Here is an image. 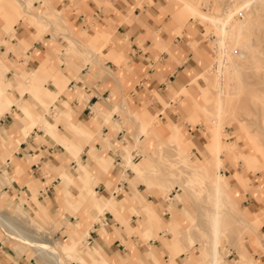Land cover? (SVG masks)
Returning a JSON list of instances; mask_svg holds the SVG:
<instances>
[{"label": "crops", "instance_id": "1", "mask_svg": "<svg viewBox=\"0 0 264 264\" xmlns=\"http://www.w3.org/2000/svg\"><path fill=\"white\" fill-rule=\"evenodd\" d=\"M15 1L22 12L18 10L15 18L3 15L6 23L0 18V201L20 208L30 219H49L64 255L70 249L81 264H206L199 260L200 246L193 249L198 242L187 248V242L176 241L190 213L179 211L183 197L171 182L178 164L171 168L158 157L155 162L148 157L158 148L170 149V154L171 145L164 140L170 136L168 129H173L176 139L175 118L194 119L192 110L198 107L188 111L200 90H195L196 84L186 86L190 79L200 84L207 53L197 48L192 28L184 23L190 18L188 10L181 5L174 13L166 0ZM6 2L0 0V11L7 10ZM21 14L31 23L18 19ZM86 14L97 20L88 30L84 29ZM58 17L67 22V29L48 25ZM16 19L14 31L9 30ZM41 21L45 29L39 27ZM94 36L92 48L101 39L108 41L101 47L108 58L96 52L98 59L82 66L91 52L79 49L76 41ZM69 77L74 78L66 84ZM153 92L158 99L150 102ZM47 98L58 107L59 113L52 114H59L58 118L42 112L41 103L46 104ZM59 98L62 103L56 104ZM149 107L159 109L161 121ZM188 128L191 149L197 147L204 158L211 154L214 161L212 137L205 135L203 143L196 145L203 139L200 126ZM130 132L135 141L123 143L132 137ZM135 149L143 155L138 160L132 158ZM232 166L225 160L221 171L230 178L226 176L227 185L235 188ZM49 175L55 177L47 183ZM96 182L100 183L93 188ZM259 183L264 187V178ZM170 186L178 200L166 196L165 188ZM254 192L257 196L260 189ZM152 193L157 198H150ZM243 201L248 211H257L253 204L257 200L250 196ZM97 212H103L98 222L93 220ZM176 215L181 227L171 231L166 226ZM67 217L75 219H63ZM56 230L66 236L56 237ZM5 239L0 233V264H34L31 259H39L19 241L27 249L15 246L13 251ZM251 243L255 250L261 248L256 240ZM247 252L251 257L245 263L232 262L237 252L230 247L219 264H264L262 255H253L248 248Z\"/></svg>", "mask_w": 264, "mask_h": 264}, {"label": "rangeland", "instance_id": "2", "mask_svg": "<svg viewBox=\"0 0 264 264\" xmlns=\"http://www.w3.org/2000/svg\"><path fill=\"white\" fill-rule=\"evenodd\" d=\"M166 1L171 4L172 9L174 10V13L177 10V8H179L181 5H183V7L186 10H188L190 18L188 20H186L184 23H187L189 25L188 27L192 28V33L195 34L197 48L204 50L207 53L205 60H203V65H204V69H203L204 71L203 72H208V74H210L211 77L205 78V76H207V74L202 75V73H203L202 72L199 74V83L200 84H197L196 82H194V81H196V79L195 80L190 79V84H188L186 86V87H188V86H192V84H196L197 86H196L195 90L197 92L200 90L199 94L193 95L192 102L188 106L189 107L188 111H190V109L193 108L194 105H196V107L197 106L198 107H197V109L192 110V114L194 116V119L180 120L178 118H175L176 121H175L174 125L177 127H176V129H174V131L178 135V137H176V139L173 140V138H172L173 129L172 128L168 129V131H169L168 134L170 136L165 138V139L163 138V139L166 140L168 145H171L170 147L172 149V152L170 154H168V151H170V149L166 150L164 148H158V150L160 151V154H159V151L154 150L155 152L151 156L148 154L147 155L151 159L152 162H155L154 160L158 157V160H160L161 163H165L167 167L174 168L178 164V166H177L178 168H176L172 174L171 182L174 183V185H176V187H177L176 189H178L177 194H179L183 197V199L181 200L183 202V204H182L183 207L181 208V203L179 202V206H180L179 211L181 213H182V210H184V209L189 211L192 215H190V213H189V218L187 220L188 223H191L193 225L192 229H194V231L197 232L198 235L202 234L201 236L207 238V234H206L207 224L205 222L203 208L205 205V198L209 199V197L206 196L207 195V188L209 187V184L207 182L209 181L210 175H211L210 165L213 164L214 161L212 160L213 156L211 154H207L204 158L202 155L199 154V150L197 147L196 148L193 147L191 149L190 132H189L190 129L188 128V127H194V126H196V124H197V126H200L201 133L203 134V139H202V142L200 144H196V145H201L203 143V141L205 140V135H207V139L212 137L210 145H211L212 152L214 153V160H215L216 155H218L222 160V164H221V167L219 169V172L223 173L221 171V168L224 167V161L225 160H229L232 163V165H233L232 167L234 168V170L231 172L232 175H234V179L232 177V181H234L236 183V187L231 188L229 184L227 185L226 176L228 177V175L225 176L224 174L221 177L222 184L224 185V187L229 192L231 198H233V200L236 203L239 210L245 214V216L247 217L248 223L251 224V222H252V224L249 226L248 230H246V232H244V234L243 233L237 234L234 237H235L236 241L241 238V241L244 242L245 247L247 246V248L251 252H253V255L257 254V256L262 255L264 257V249L262 248L263 246H261V244H264V187H261L260 183H259V180L264 178V2H261L258 4L254 3L253 7L255 6V8H256L255 11L254 10L252 11V9H250V8L244 9L245 11L248 10V12L250 13V16L253 18V20L256 23V24H254V27L252 28L251 33H250V38H251L250 42L253 44V47H255V49L258 51L256 61H254L253 63L248 61L249 64H247V62L245 60H242L238 57L236 58V56L233 53L229 52L230 58L232 59V61L234 62V65H235L234 69L238 66L237 67L238 71L235 69V71H237V72L235 73L234 83H233V81H231L230 83L225 84L224 87L227 90V93L232 92V89L236 90V91H234V93L236 92L235 95H237L236 96L237 99H235L236 100L235 101L236 102L235 103L236 108H234V109H236L235 110L236 112L234 111L235 114L234 113H227L224 116L226 120H225L224 127L222 129L223 130L222 131V138H223V141L225 143H227L228 145L225 144L226 145L225 148L223 147L219 152V150L217 148L218 128H217L216 121H215V118L213 115V113L215 111L214 109L216 107V101H215L216 96L213 94V93H215L216 90L213 87H215V85L217 84V78H218L217 73L215 71H216L217 61L219 59V50H218L219 48L217 46L219 33L216 31L212 22L207 21L203 17L199 16V14H197L195 11L193 12V9L187 4V2H195V0H166ZM239 1L240 0H198V7L202 13H210L211 12L214 15L220 16V15L225 13V10L227 8L237 7L239 4ZM203 2H205L206 5ZM6 4H8L6 6L7 10L3 9L2 11H0L1 12L0 18H2V21H3L4 17L6 19L10 18L9 17L10 14H12V18H15V15H17L16 12L18 10H19V12H22V7L19 6L17 1L8 0V2H6ZM106 4L108 5L106 8L111 6L109 2H107ZM42 5H44L43 2H42ZM208 5H209V7H207ZM211 7H212V9H211ZM38 9L39 10L41 9V11H43L45 8L42 9L41 7H38ZM112 9H114V8L112 7ZM3 15H4V17H3ZM18 17H19L18 19L21 18L23 20H28L27 15L21 14ZM235 17L242 19V17L240 15H236ZM168 18H169V15H168ZM3 22H5V21H3ZM16 22H18L17 19L15 20L14 23H12V25H10L9 30L14 31L13 25ZM41 23H42V25L40 24L39 27H42L43 29H45L47 25L45 26L42 21H41ZM84 23L86 24L84 26V29L88 30V27H91V28L94 27V25L97 23V20L92 18L91 14H86L84 16ZM48 25L52 26V27L60 28L62 30H63V28H66V29L68 28L67 22H65L64 19H62L61 17L54 18V20H52V22ZM36 29H37V27H36ZM43 29H42V31H43ZM176 33L181 34V31L176 32ZM76 38H78V37H76ZM96 38H97V36L89 37V39H91V40H89V39L88 40H86V39L81 40V38H78L80 40V42H77L75 40L77 47L79 49L82 47L84 50L86 49L88 52L89 51L91 52V55H86L87 58L85 59V62L83 63L82 66H84L85 63H87L88 61L97 60L98 58L96 57V52H98V54H100L101 56L107 57L106 53H104V54L102 53L101 47L104 44L108 43V41H106L105 38L101 39V40L97 41V45L94 44L93 48H92L91 47L92 41L95 40ZM191 48H192V46H191ZM68 54H70L69 50H67V55ZM230 68H232V67L227 66L226 67L227 71H230ZM236 74H237V76H236ZM29 77H30L29 82L32 83V77L31 76H29ZM74 77H69L66 80V84L71 78H74ZM237 78H239V79H237ZM50 80H52V78ZM235 82H236V84H235ZM227 85H228V87L226 88ZM65 87L66 86L63 87V91H64ZM235 88H237V89H235ZM180 90H178V91H180ZM175 93H177V92H175ZM153 96L154 97L150 98V100H149L150 102L154 101L157 98L154 92H153ZM168 99H169V97H168ZM197 99H201V102L198 103ZM174 101L175 102L179 101V94L175 95ZM46 102H47L46 104L41 103L42 112L46 111L51 118H58L59 114H56V116H52V114L55 113V111H56V113L57 112L59 113L58 107L56 105H54V103H53L54 101L47 98ZM57 102L62 103L60 98L55 99L56 104H57ZM162 103H163V106H165L164 100H162ZM166 107H168V106H166ZM149 108H150V111L155 115V117L161 121V119L158 116L159 109L151 108V107H149ZM229 111L233 112L232 110H229ZM233 114L237 118V121L232 120ZM229 115H231V116H229ZM238 120H239V122H238ZM124 126L126 127V131L129 132L130 131L129 125H127L124 122ZM38 128H40V127H38ZM184 133H185V136H184ZM130 134L132 137L127 138L125 140V142L123 141V143H127V141H129V140L135 141V137L132 135L131 132H130ZM175 141L177 144L175 143ZM164 144H166V143L161 142V144H159V145H164ZM207 144H208V141H207ZM152 145H154V143H152ZM153 147H155V145ZM185 147L187 148L188 153H187ZM132 154H133L132 158L134 160H138L143 156L141 153L137 152V149L133 150ZM230 156H232V158ZM199 161H202L201 165L196 164ZM118 165H119V163L116 166H118ZM68 169H69V167H68ZM0 171H1V168H0ZM129 174L131 175L132 172H130ZM54 177H55V175L47 176L46 182L49 183L52 180V178H54ZM173 178L174 179H180V180H183L185 182L187 181V183L185 186L180 187V185L177 183V181L174 180ZM189 178H191V180H189ZM1 183L2 182L0 181V184ZM99 183L100 182L93 183V188L96 185H98ZM105 187H106V185H105ZM140 187L142 189H145V185H143V184ZM165 189H166L165 194L167 197L170 196V197L176 198L173 194V193H175L174 186H170V188H169V190L171 192L173 191L172 193L169 192V190L167 188H165ZM228 189H232V191H230ZM254 189H255V191H258V189H260V192L257 193V196H255L256 193L254 192ZM106 190L109 193V189L107 187H106ZM118 190H120V189L116 188L115 191L118 192ZM98 192L104 193V191H102V190H98ZM36 194L38 195V188L36 190ZM250 196L254 200H257L253 203L254 208L257 211H248L247 210V207H246L245 202L243 200L248 199V197H250ZM114 197L117 198L118 195L117 196L114 195ZM149 197L150 198H157L156 194H153V193ZM167 197L164 198V201L169 203L170 199ZM13 208H14V206H12V207L8 206L6 204H3L0 201V212L2 214H4V217H6V219L13 220L22 229H25V230L27 229V231H29V230L31 231L33 226L38 225V227L41 230V232L36 235L38 238L45 239V240L46 239L52 240V242H55V247H57L56 243H61L60 240H58L57 238L56 239L54 238L53 232H51L52 231L51 226H50L51 223L48 222L49 219L46 218V221H44V222L40 221V222H38V224L36 222V219L35 220L30 219L28 217L29 215H27V214H25V216L27 218L26 221L21 220V219H14L12 214L18 208L17 207L14 209ZM172 212H173V210L170 211L171 214H173ZM28 213L31 215L33 214V212H30V211H28ZM181 213H180V215H181ZM88 214L92 215L90 213H88ZM102 214H103V212L102 213L97 212L95 215L96 217L93 218V220L94 221L96 220L97 222L100 221L98 219L100 217H102ZM97 216H98V219H96ZM175 217L172 219V222L166 226L167 229H170L171 231H172V227H176V226L181 227V223H180L181 219L179 217H177V215ZM63 219L74 220L75 218L67 217V218H63ZM198 220L200 222V225L196 226L198 224L197 223ZM230 224L232 226V221ZM198 229L201 233H199L197 231ZM181 231H182L181 234L176 235V241L177 240L178 241L183 240L184 242H186L185 238H184L183 230H181ZM243 231H244V229H243ZM0 233H2V235L5 236V238L7 239V241H9L11 243L12 249L15 246H16V248H20V246H21L22 248L27 249L26 246L21 245L20 243H18V241L15 242V241L9 240L5 231L1 227H0ZM54 233H55L56 237L57 236L58 237H60V236L65 237L66 236L65 234L61 233V230H56ZM231 235H232V233H231ZM87 236L84 237V239H83V243L86 245L90 244L88 242ZM194 238L196 239V237H194ZM253 239L258 242V244L261 247L260 249H258V250L254 249V247L251 243V241ZM14 240H17V239H14ZM196 242H198V241H196ZM195 243L187 244V248H191ZM198 243H199V245L197 246V244H195V246H193V249H197L200 246V259L199 260L205 261L206 264H209L208 259L206 257V252L204 251L203 243H201V242H198ZM230 247L233 248L237 252L235 245L230 243V242H226V243H223L220 245L219 248H220L221 254L223 256L222 258H224L225 254L229 252ZM28 248L30 249L31 253H33V256H36L34 251L32 250V248L31 247H28ZM26 249H24L23 251H25L27 253ZM13 251H14V249H13ZM30 251H28V252L30 253ZM64 254H65V252L63 253V255ZM238 254L239 253L237 252V255L233 258L232 262L233 261L237 262L238 260H242L245 263L247 261V259L249 257H251V255H247L246 257L243 256L244 257L243 258L242 255H240V254L238 255ZM64 257H65L64 259L67 262V264H81L76 258H72L73 254L70 252V249H68V253L66 255H64ZM224 259H226V258H224ZM31 261H34V264H38V262H41L39 259L36 260L37 262L35 261V259H31ZM44 262L45 261H42L41 263H44ZM227 263L228 262L226 261V263H223V264H227ZM45 264H49V262H45Z\"/></svg>", "mask_w": 264, "mask_h": 264}, {"label": "bare ground", "instance_id": "3", "mask_svg": "<svg viewBox=\"0 0 264 264\" xmlns=\"http://www.w3.org/2000/svg\"><path fill=\"white\" fill-rule=\"evenodd\" d=\"M261 2H264V0H240L237 7L227 8L225 10V13L220 16L214 15L211 12L202 13L198 7V0H195V2H187V4L193 9V12L195 11L197 14H199V16L203 17L207 21L212 22L216 31L219 33L217 43V46L219 48V59L217 61L215 71L218 78L217 84L215 85V87H213L216 90L215 93H213L216 96V107L214 109L215 111L213 110V115L218 128L217 148L219 152L223 147L225 148V144H227L223 141L222 138V129L226 120L224 116L227 113L235 114L236 112V109H234L236 108L235 99H237V95H235L236 92L234 93V91L236 90L232 89V92L227 93V90L224 87L225 84L230 83L231 81H233L234 83L235 73L238 71V66L235 68L237 71H235L234 69L235 65L230 58L229 52L233 53L236 58L238 57L242 60H245L247 64H249L248 61H250L251 63L256 61L258 51L250 42V33L252 28L254 27V24L256 23L250 16L248 10L245 11L244 9L250 8L252 9V11H255L256 8L255 6L253 7V4H258ZM207 7H209V5ZM236 15H240L242 19L236 18ZM227 66L232 67L230 68V71H227ZM204 74H207L205 78L211 77L208 72H203L202 75ZM227 87L228 85L226 86V88ZM229 110H232L233 112H230ZM234 114L232 115V120L237 121V118L234 116ZM221 164V158L216 155L214 163L210 165L211 175L209 181L207 182L209 184V187L207 188L206 195L207 197H209V199L205 198V205L203 208L205 222L207 224V238L198 235L197 232L192 229L193 225L191 223H188L187 226L181 228V230H183L184 238L187 244L195 243L196 241L203 243L204 251L206 252V257L209 264H219L221 262L223 256L219 247L221 244L226 242L234 244L237 252L242 255V257H246L247 255H249L244 242L241 241V238L236 241L234 236H236L237 234H244V232L248 230L252 222L251 224L248 223L247 217L242 211L239 210L233 198H231L229 192L222 184V173L219 172ZM174 180L177 181L180 187L185 186L187 183V181L185 182L180 179ZM189 180H191V178H189ZM12 216L14 217V219H21L24 221H26L27 219L24 212L20 208L15 210ZM231 221L232 226L230 224ZM36 222L38 224L39 221ZM197 223L198 224L196 226H199V220L197 221ZM0 227L5 230V232L11 239H17L24 245L31 247L35 255L40 259L41 262L45 261L49 262V264H66L62 257L64 248L61 244L56 243L58 247L57 248L55 247V242L54 244H52L51 241L40 239L36 236L41 232L38 225L33 226L31 231H26L27 229H22L13 220L6 219V217H4V214L0 212ZM194 237H196V239Z\"/></svg>", "mask_w": 264, "mask_h": 264}]
</instances>
